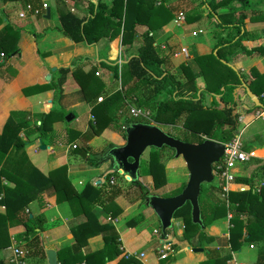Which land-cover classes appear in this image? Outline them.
<instances>
[{"label":"trees","instance_id":"trees-1","mask_svg":"<svg viewBox=\"0 0 264 264\" xmlns=\"http://www.w3.org/2000/svg\"><path fill=\"white\" fill-rule=\"evenodd\" d=\"M60 2H63V0H60ZM188 2L194 5L184 10L186 15H196L199 11V6L205 4L208 9L207 15L214 16L216 26L219 25L224 29L226 28V33H223L220 37L218 36L208 53L193 57V62L197 67L196 72H193L188 65L187 67H182L183 73L187 75L185 80L180 81L174 78L163 67L165 56L162 54L160 46L154 43L151 34L152 30L160 28L172 18L173 13L176 11L174 5H165L163 0L158 2L156 0H73L72 4L75 7L84 5L85 14L78 16L69 10H60L58 16L59 26L57 28L62 35L69 38L72 42H83L85 45L92 46L101 39L109 42L119 37L120 45L128 49L136 37V25H144L145 29L140 34V45L135 52L121 56L120 60L123 61L118 59L108 60L99 51L94 57H75L68 66L57 67L47 84L24 88L22 90L23 93H32L38 89H50L52 91L51 103L53 104L60 101L62 84L67 73H70L78 84V92L81 99L89 105L91 114V123L88 124L89 134L97 135L104 129L111 131L121 130L124 139L125 127L140 121L125 118V124H119L121 122L119 113L122 112L123 101L126 96L134 92L142 95L141 90L144 87H149L151 94L149 99L151 101L139 96L135 102L138 107H151L154 109V113L151 116L153 122L168 124L171 121L174 122L177 117L183 116L182 127L188 130L189 135H192L193 141H190L191 143H200L206 138L219 142L228 141L233 135L237 134L238 113H233L231 108L226 106V103L231 102L232 83L238 82L237 75H241L238 70L232 69L226 64L227 60L220 50L223 47H232L234 43L237 45L239 42L248 39L247 31L244 29L246 14L243 11L248 9L249 1L188 0ZM218 7L224 8L225 11L217 13L216 9ZM229 30H233V32ZM1 33H9L14 39H17L20 29H12L10 25L6 24L0 31V38ZM15 50L16 48L12 46L0 48V59H6ZM244 51H253L264 56V42ZM230 54H233V52ZM212 62H218L219 65H224L230 70V74L227 73L222 76L216 83L217 87L215 90H212L214 93H219V98L224 103L222 108L212 106L217 105L213 99L207 105L203 101L202 94L208 93L211 88L207 86L201 87L196 83L198 75L206 77L213 70ZM3 68L8 71L10 78L16 74L15 68L4 67V60L0 62V73ZM120 68L122 73L124 72L123 76L122 74L119 75ZM105 72H110L114 79L125 78L123 80L124 83L131 79L132 83L125 89H119L115 92L113 90L110 91L101 76H99L100 73ZM219 87L223 89L220 90ZM248 87L252 93L256 94L262 107H264V75L254 72ZM158 95L164 97L160 102L155 100ZM98 97H101V100L98 101ZM252 107L260 108L254 105ZM199 112L205 113L207 116L198 118L197 113ZM53 113V108L50 106L47 113L38 115V124L34 121L33 125L24 128L22 133L26 138L35 133L39 137L45 136L46 132L50 130L52 122H54V117H57L58 120V116ZM168 113L171 115V120H169V117L167 119L161 117ZM26 117L27 114L25 112H10L1 135L10 136L11 139L8 144L3 146L0 143V162L9 149L13 148V151L16 152L22 150L27 139L21 140L17 136L20 130L19 126L11 128L10 125H12L15 118L20 122L18 124L24 125V122L28 121ZM188 122L191 126L186 125ZM113 146L116 145L108 142L99 157H96V153H94L91 158H89L88 149H85L84 146L76 147L75 145L72 149L83 157L90 166L95 167L96 162L102 157H107L111 160L106 155V151ZM150 148L153 150L149 152L146 160L141 159L142 155L140 157L139 166L143 164V169L140 173L138 169L137 177L141 174L149 175L151 185L158 188L163 185L165 179L159 159L161 151L167 147ZM242 148L244 147L242 146ZM244 149L246 150V148ZM102 154L105 155L103 156ZM248 159H252L255 162L259 160L256 157H248ZM215 165L216 163L212 164V174L217 177V183L206 186L201 184L199 187L197 196L199 218L201 224L205 227L216 218L225 216L227 210L230 211L229 224L227 225L228 251L221 256L210 257L201 264H225V261L230 257L229 252L236 251L244 243L257 246L256 260H264V164L257 166V175L261 180V185L258 189L251 183V174H247L244 177L237 178V181L246 184V188L229 191L226 198L221 196L223 179L217 175ZM116 171L115 167L110 173L106 174L104 182L100 184L108 183V177L110 175L114 177ZM2 179L11 183V186L2 184ZM130 181L137 184L136 179ZM183 186L184 183L180 184L177 187V192L171 193L170 196L177 194ZM47 189H52L56 203L67 202L73 216H83L81 221L70 228L73 236L71 244L63 245L56 249L58 264H105L106 261L113 259L117 255H120V258L116 264H124L133 260L131 258H123L124 255L116 247L117 232L114 226L109 222L98 223L92 209L94 204L99 203L104 211L109 213L110 217H116L120 212V208L113 202V197L117 190L112 188L113 190L110 191L111 188H109L105 190L104 196H96L95 193L92 197L88 191L89 189H86L83 193L82 191L76 192L66 179L64 166H59L46 174H42L36 168H32L25 176L10 173L4 167L0 168V206L3 207L2 212H0V233H4V238H0V249L5 248L10 243L7 233L5 234L7 226L16 223L23 228L16 236V242L25 248L26 257L45 260L40 238V232L43 229V216H29V211L26 209L31 201H38L40 193ZM148 194L150 193L144 188L139 195L142 199H145ZM172 217L182 220V238L188 243L191 242L196 232H198V241L203 238L212 239L210 236L205 235L204 228L200 229L198 224L191 221L189 202L186 201L177 208L173 212ZM96 234L102 237V247L82 253L80 248L86 244V239ZM0 264H7V262L0 259Z\"/></svg>","mask_w":264,"mask_h":264},{"label":"crops","instance_id":"crops-1","mask_svg":"<svg viewBox=\"0 0 264 264\" xmlns=\"http://www.w3.org/2000/svg\"><path fill=\"white\" fill-rule=\"evenodd\" d=\"M172 1L173 0H164V4L172 5L176 0L173 2ZM250 1L251 0H249V2ZM48 2H50L54 8V18L57 19L56 22H49V19L51 18V12ZM72 2L73 0H63V2H60V0H0V28H3L4 25L7 24L10 25L12 29H20L19 37L17 39H14V37L9 33H1L2 35L0 38V48L10 46L16 48V50L6 59H0V62L4 60V67L9 66L16 69V74L12 78H10L8 74L5 73L6 69L4 68L0 73V135L2 134L10 112H25L27 114L26 118L28 119V121H25V124L22 125L18 124L20 122L15 118L12 122V125H10L11 128H16L19 126L20 130L17 136L21 140H27L23 145L22 150L16 152L13 151V148H11L8 152H6L3 160L0 162V168L4 167L10 173H14L19 176H25L31 171L32 168H36L42 174H46L48 171H51L59 166H64L66 179L74 191H82L83 193L86 191V189H89L88 191L91 197L94 196L95 193L96 196H104L105 188L102 184H100V181L97 180L98 177H101L99 175L103 170H101L102 168L98 169L96 167L97 165L95 167L90 166L87 161L83 159V157H81L78 153H75L71 144H74L72 142H74L77 137L74 138L73 141H70L71 155H69V152L66 150L68 145L65 149L60 150L62 147L60 139L63 135L61 131H63L65 135L68 134L65 128L66 126L61 123V120L52 122L50 130L46 132L45 136L43 135L44 137H39L35 133L26 138L22 133L23 129L33 125L34 121L36 124H38V115L40 113H47L49 107L52 105V91L50 89H38L35 92L24 94L22 91L24 88L34 85L47 84L57 67L68 66L75 57H94V54H97L99 51L100 53H103L108 60H120L121 56L123 57L126 56L127 53L135 52L136 48L140 45V34L145 29L144 25H136V37L128 49H125L120 45L119 37H116L109 42H107L105 39H101L92 46L85 45L83 42H72L66 37L65 38L67 40H65V38L63 39L62 33L57 29L59 26L58 16L60 10H69L72 13H77L79 16H82L84 13V5L73 7L74 5L72 6ZM42 4H45V7H42ZM251 6V8L256 9L253 11L252 15L247 13L248 9L243 11L246 14V18L244 19V29L249 31L247 33L248 39L243 41L246 44V46H244L245 49H249L256 44L264 42V12L262 11L264 9V0H255ZM258 8L261 10H258ZM46 9H48V16L46 15ZM216 11H218L217 13H221L224 12L225 9L218 7ZM183 13L184 11L182 14ZM183 17V20L176 24H182L185 20L187 22H191L198 18V14L186 15L184 13ZM44 20H48L47 24L44 22ZM48 27L50 29H48ZM257 28H260L261 30H257L255 32V29ZM169 31L170 30L166 25H162L160 28L152 30L151 34L153 36L154 43L156 44L155 40L157 36L163 37L164 39L171 38L170 35L174 32L170 31L169 33ZM198 32H200V30ZM176 33L178 34H175L176 36L173 38L177 41L176 43L178 44L179 48H185L186 55H183V57L186 58L187 56L186 60L191 61L192 64V59L195 55L204 54L209 50V46L207 48V46H203L201 43L196 45L193 44L190 46V48L189 46H184L182 43V32L178 31ZM193 35H196V32ZM253 53L256 52L251 51L247 53L249 61L246 63V52L244 50L240 51L238 55L233 57L235 62L232 64L234 69L239 71L242 80L249 81V83L253 78L254 72L264 75V56L258 57L256 55L259 54L253 55ZM51 67H54L55 69L52 71ZM245 73H248L247 78H244ZM47 75H49L48 80L45 78ZM60 100L62 103L66 102V110L84 102L89 113L90 123L91 114L89 105L81 99V96L78 92V84L72 78L70 73H67L62 84V97ZM250 118H243L242 123L247 122ZM71 119L72 117L70 120ZM85 131L86 130L78 134V132L74 130L72 135H77L78 138L83 141L84 148L90 151L91 149L89 142L95 135L87 134V131ZM99 134H101V132ZM111 135H114V133H110V137ZM10 139V136L1 135V145L3 146L8 144ZM53 140H55L54 142L58 146L57 150H53L51 147V141ZM119 144L120 142L116 143L115 145ZM40 145H44V148H40ZM251 154L256 155V158L259 159L258 162H255L253 165V168L257 167L259 164H264V152L260 155V151L256 150ZM114 168L115 165L112 162V164L108 165L106 170ZM232 175L234 180L229 185V189L231 191L233 189L242 190L246 188L245 183L237 181V178L244 177V175ZM147 177L149 180H151L149 175L145 176V178ZM122 180L126 179L122 178ZM2 184L11 186V183L7 182L5 179H2ZM160 189L162 188H157L152 192L155 195L161 196ZM115 190H117V193L113 197V202L120 208V212L116 217H110L109 213L105 212L99 203L94 204L92 209L98 223L109 222L114 226L117 232L116 247L121 252V254H135L134 257H123L124 259L135 258L131 261L125 262L124 264H201L210 257L218 255L221 256L228 251V220L226 221L224 219L223 224L221 221H218L219 219H215L211 224L204 227L205 235L210 236L212 238L211 240L203 238L198 241L197 235L196 238L193 237L191 242L188 243L182 238L181 227L177 228L173 237L170 235V232L164 231V233H161L157 241V243H160V248L157 249L158 245H156L155 253H151L149 251L145 253L142 248L147 244L148 238L150 236H148L149 234H147L144 229L146 224H150L149 226L154 225V223L151 222V214L153 211L149 213L144 209L146 212L145 217H147L145 218V222H142L143 219L139 218L138 216V222L135 220L126 222V220L121 219L120 216L125 214L127 210L129 213H131L132 210L134 213H137V210L139 209L138 204L139 201L141 202V197L140 199L135 198V200H129L125 202L123 200V194L120 187L115 188ZM2 210L3 207L0 206V212H2ZM26 210L29 211V216H43V229L40 232L41 244L44 250L52 249L55 251V253L56 249L60 246L71 244L73 236L70 232V228L83 219L82 215L73 216L71 214L69 205L66 201L56 203L55 195L52 189L42 191L40 193L39 200L31 201L27 205ZM152 215L155 216V214ZM107 216L110 217V221H107ZM180 223H182V220ZM22 230V226L16 223L7 226L5 234L7 233L10 240L8 246L16 242V236ZM151 232L155 233L157 232V229L154 227ZM0 238H4V233H0ZM162 244L167 245L168 249H161ZM102 245L103 240L101 235L96 234L88 237L86 239V244L81 247L80 250L82 253L92 251L101 248ZM134 245L136 247L132 248ZM248 245L249 244H247L245 249H243L241 246L236 251L229 252L230 257L225 261V264H227L228 260L231 258L235 259V261L241 264H264L263 259L256 260V256H252L250 253L251 248H249ZM8 246L0 249V259L5 262L9 256ZM193 247H200L202 250L194 252L192 250ZM162 252L166 254L164 258L159 257L160 253ZM238 253L249 256V260L245 262L241 259H238ZM119 258L120 255H117L113 259L106 261L105 264H116ZM43 262L47 264L46 260ZM41 263L42 262H38V264Z\"/></svg>","mask_w":264,"mask_h":264},{"label":"rangeland","instance_id":"rangeland-1","mask_svg":"<svg viewBox=\"0 0 264 264\" xmlns=\"http://www.w3.org/2000/svg\"><path fill=\"white\" fill-rule=\"evenodd\" d=\"M108 1V0H105ZM161 1V0H156V2ZM174 1V0H173ZM172 1V2H173ZM249 1V0H248ZM255 0H251L249 2L248 5V10L247 13H250L251 15L253 14V11H255L256 9L251 8L253 6H251L254 3ZM164 2V0H163ZM170 2V3H172ZM49 6H50V12H51V18L49 19V22H56L57 19L54 18V8L52 6V4L50 2ZM64 4V3H63ZM175 4V5H174ZM172 4L176 7V11L173 13V16L170 20H168L165 25L167 26V28L171 31L174 32L172 33L170 36L171 38L168 39H164L163 37H156V44H158L160 46V48L162 49V54H164L165 56V63L163 64V67L166 68L173 76L174 78L182 81L185 80L186 76L183 71H182V67L185 66L187 67L190 66L193 72H196V65L192 64L191 61L186 60L185 57H183V55H186V53H182L180 52V48L178 46V44L176 43L177 41L173 38L178 34L176 32L181 31L183 34V38H182V43L184 46H190L193 44H203V46H209V50L206 52L208 53L210 51V49L212 48L214 42L216 41V39L218 38V36H222L223 33H226V28H222L221 26L217 25L216 26V22H215V18L214 16L211 15H207L208 9L206 8L205 4H202L199 6V11H198V18L191 21V22H187L186 20L182 23V24H176L173 22V19L176 15V13L178 12H183L185 8H191L194 4H190L188 2V0H176L175 3ZM169 6H171V4H168ZM73 6V4H72ZM251 6V7H250ZM75 7V6H73ZM250 7V8H249ZM184 8V9H183ZM218 9V8H217ZM258 10H261L260 8H258ZM67 11V10H64ZM85 14V9L83 10ZM264 12V9L262 10ZM218 12V11H216ZM77 15V13H74ZM184 14V13H183ZM79 16V15H78ZM1 19V18H0ZM48 20H44V22L47 24ZM264 24V23H263ZM245 26V25H244ZM139 28V27H138ZM234 28V27H233ZM48 29H50L48 27ZM223 29V30H222ZM2 30V27L0 28V31ZM200 30V32H198ZM257 30H261L260 28L255 29V32ZM169 31V33H170ZM196 32V35L191 34V32ZM223 31V32H222ZM231 32H233V30H229ZM247 33L249 32L248 30H246ZM62 36V35H61ZM64 36V35H63ZM62 38L64 39L66 36H64ZM67 38V37H66ZM65 38V40H67ZM246 40V39H245ZM236 43H234V45L232 47H223L220 52L223 53L225 59L227 60V63L229 64H233L235 62V59L233 58L235 55H238L240 53V51L245 50L246 44L241 41L239 42L237 45H235ZM175 52H179L180 55H176L177 57H172L174 56L173 53ZM188 52V51H187ZM231 52H233V54H230ZM204 53V54H206ZM249 52H246V63H248L249 59H248V54ZM257 53H253V55H256ZM258 57L262 56V55H256ZM191 60V59H189ZM193 61V59H192ZM191 62V63H190ZM192 64V65H191ZM212 71L206 75V77L198 75L196 77V83H198L199 86L203 87V86H207L208 88H211V91H209L208 93H203V98H204V102L207 103V105H209V102L213 99L215 100V97L217 95H219V93H214L212 90H215V88L217 87L216 83L219 81L220 78H222V76L226 75L227 73L230 72V70L225 67L224 65H219L218 62H212ZM8 71H6L5 73H7ZM108 74V75H106ZM124 74V72L122 73V69L120 68L119 70V75ZM230 74V73H229ZM101 79L103 80V82L107 85L108 90H113L114 92L119 90V89H125L127 86H129L132 83V80H127L126 83L123 82V80L125 78L122 77V79L119 78H112L110 72L108 73H100ZM111 76V77H110ZM248 77V73H245L244 78ZM231 78V77H230ZM222 87H219V89H221ZM142 95H140V93L138 92H134L133 94H130L129 96H126L124 102V106L121 108L122 112L119 113V115H121V122L119 123L121 124H125V118L128 120H135V121H140V122H144V123H152L155 124L157 127H159L163 132H165L166 134L173 136L175 138H178L182 141H186V142H190L193 141V137L192 135L188 134V130H186L185 128L182 127V121H183V116H179L175 119L174 122H170L168 124H160V123H155L152 121V115L154 113V109L151 107H138L136 105V98H139V96H142V98L144 99H148L149 101H151L150 96V91H149V87H144L142 90ZM197 93V92H196ZM214 95V96H213ZM52 97V96H51ZM102 97V96H101ZM164 97L162 95H158V97L155 98V100L157 102L162 101ZM244 104H248L250 105V101L248 98H246L244 101ZM66 103V102H65ZM65 103H62L61 100L59 102H55L51 105V107L53 108V114H55L56 116H58V120H61V123H63L66 127V131L68 134L65 135V133L63 131L62 132V137L60 139V143L62 145V147L60 148V150H63L66 148L67 152H69L68 154L71 155V148H70V141H73L74 138L75 141L72 142L76 145V147L78 146H83V141L81 139L78 138L77 135H72L74 133V130H76L78 132V134L82 133L84 130L87 131V134L90 133V129L89 127L86 125L89 123V113L86 107V104L84 102L77 104L76 106L70 107L67 110L65 109ZM215 107H218V105H212ZM239 107V104L236 105V108ZM252 107V104H251ZM129 108H136L141 110L142 112L145 113V118H142L140 116L138 117H134L131 115ZM253 108V109H252ZM251 110L249 111H244L241 109H238L239 111H237L236 113H238V124H237V129H236V133L241 141V145L246 148L245 152H247L249 154V157H256V155L251 154L253 151H260V155L263 154L264 152V112L261 113V116H254V112L257 110V108L252 107ZM209 112V111H208ZM210 113V112H209ZM67 114H71L72 119L67 121L65 120V116ZM207 114V113H206ZM198 118L207 116L205 115V113H197ZM170 113L163 115L161 117H164L163 119H167L169 117V120H171L172 118H170ZM250 118L247 122L242 123L243 122V118ZM57 120V117H54V121ZM91 120V119H90ZM91 123V122H90ZM159 125V126H158ZM186 125H190V123H186ZM191 126V125H190ZM86 128V129H85ZM121 129V128H119ZM85 131V132H86ZM103 133L101 132V134H97L95 136H93V138L90 140L89 142V146H90V151H88L89 154V158H91L94 153L95 156L100 155L102 153V150L105 148V145L108 142H112L114 144L120 142L123 143L124 139L122 137V133L121 130H108V129H104L102 130ZM76 133V132H75ZM110 133H114V135H111L110 137ZM55 140L51 141V147L53 148V150H57L58 146L57 144L54 142ZM58 141V140H57ZM153 150L151 148H146L144 150V152L142 153V158L146 160L149 152ZM103 156L105 154H102ZM62 160V158H61ZM160 163L162 164L163 167V172H164V182L163 185L159 186L158 188H162L160 189L161 192V196L162 197H166V196H170L171 193L177 192V187H179L180 184L185 183L186 179H187V171L185 169V165L182 161V159L180 157H174V153L172 149L169 148H164L161 151V157L159 159ZM97 168H102L101 170L107 171L106 168L108 167L109 164H112V161L107 158V157H102L100 158L97 162ZM255 164L254 160H247L244 161L242 163L239 164H235L232 169H231V173L237 176H245L248 174H251V183L255 188H259L261 185V180L259 179L260 177L257 175L258 174V170L257 167L253 168V165ZM139 173L141 172V170L143 169V164H140L139 166ZM101 172V173H102ZM100 173V175H101ZM230 173V174H231ZM146 174H141L138 177L136 176V183L133 181H130L129 179H127L125 177V175L119 173L116 171V173L114 174V183L113 184H109V183H103L102 185L104 186L105 190L110 189L113 190L112 188H118L120 187V189L122 190V197L123 200L125 202L127 201H131V200H135V198H139L140 199V192L142 191V189L146 188L148 190V193L150 194H154L152 191L157 189L155 187H153L151 185V180H149V178H145ZM122 178H125L126 180H122ZM134 179V180H135ZM234 180V177H233ZM125 181V182H124ZM127 182V183H126ZM217 183V177L213 176V179L211 182L209 183H202V186H206L208 184H212L215 185ZM231 183V182H230ZM127 184V185H125ZM230 190V189H229ZM233 190H237V189H233ZM231 191V190H230ZM139 193V194H138ZM226 198V197H225ZM139 209L137 210V213H134V211L132 210L131 213L127 212L123 215L120 216L121 219H125L126 222L130 221V220H135L137 221V216L142 220V222H145V217L146 216V212L144 211L147 210V212L151 213L152 210L148 207V205L145 202V199L141 198V202L139 201ZM137 205V206H138ZM134 206V205H133ZM134 209V208H133ZM130 211V209H129ZM229 213L230 211H226V214ZM152 214H154L152 212ZM151 214V222L154 223V227L157 229V232L152 233V229L154 228L153 226H149L150 224H146L145 225V232L147 234H149L148 236H150L148 238V242L147 244L142 248L143 251H145V253H147V251L151 252V253H155V249H156V245H158L157 249L160 248V243H157L159 236L161 235V229H160V223L157 220V218ZM119 219V218H118ZM216 219H219L218 221H221V223L224 224V219L227 221L228 217L227 215L225 216H221L218 217ZM150 220V219H149ZM180 220V221H179ZM141 222V223H142ZM148 222V221H147ZM180 218H173L171 220V224L168 228L165 229V232H170V235L173 237L177 228H181L182 227V223ZM229 224V222H227ZM227 224V225H228ZM194 237V236H193ZM147 240V237H146ZM14 244L21 248H23L21 245H19L20 243L14 242ZM22 244V243H21ZM259 245V244H258ZM243 249H245L247 247V243H244L241 245ZM136 246L134 245L132 248H135ZM241 248V249H242ZM256 248L257 246H253V248H251L250 253L252 254V256H256ZM25 249V248H23ZM238 259H241L243 261H248L249 260V256L247 255H243L241 253H238L237 256ZM135 259V258H133ZM235 260V259H234ZM7 262V261H6ZM25 262L26 264H38V262H42L43 264H45L42 260H38L37 258H30V257H26L25 258ZM41 263V264H42Z\"/></svg>","mask_w":264,"mask_h":264},{"label":"water","instance_id":"water-1","mask_svg":"<svg viewBox=\"0 0 264 264\" xmlns=\"http://www.w3.org/2000/svg\"><path fill=\"white\" fill-rule=\"evenodd\" d=\"M46 15L48 16V9H46ZM226 64L234 69L231 64L227 62ZM54 69V67H51L52 71ZM45 78L48 80L49 75ZM237 78L238 82L232 83L231 102L226 103V106L230 107L233 113L239 111L238 109L249 110L251 106L243 102L248 98L250 104L255 107H262L256 94L250 91L248 87L249 81H243L239 75H237ZM215 101L218 108L224 107L219 95L215 97ZM236 103L239 104L237 108ZM70 118L71 114L65 116L67 121ZM163 146L172 149L174 157L182 159L187 171V179L177 194L166 197L148 194L145 197L146 204L157 217L162 233L170 226L173 212L186 201L190 204L191 221L198 224L200 229H203L204 226L199 218L197 196L200 185L209 183L213 179L212 164L217 162L222 154L223 145L221 142L207 138L200 143L186 142L166 134L155 124L134 122L125 127L123 143L109 148L106 151V155L111 158L119 173L125 175L127 179L134 180L137 176L139 160L144 150L150 147L161 148ZM40 148H44V145H40ZM96 157H99V155ZM197 235L198 232L195 233L194 237L196 238ZM192 250L197 252L202 249L193 247ZM44 254L47 264H58L54 250L46 249Z\"/></svg>","mask_w":264,"mask_h":264},{"label":"built area","instance_id":"built-area-1","mask_svg":"<svg viewBox=\"0 0 264 264\" xmlns=\"http://www.w3.org/2000/svg\"><path fill=\"white\" fill-rule=\"evenodd\" d=\"M42 7H45V4H42ZM21 15V14H20ZM183 14L182 12H178L177 15L174 17L173 21L174 23H178L181 22L183 20ZM195 32H192V34H194ZM180 52L182 53H186L185 48H180ZM179 52H175L173 53L174 56L178 55ZM97 100H101V97H98ZM129 111L131 113L132 116L134 117H142L145 118V113L142 112L139 109L136 108H129ZM264 112V107H260L259 109H257L254 112V116H261V113ZM223 145V150H222V154L219 157L218 161L215 162V170L218 173L217 175L223 179V186L221 187V196L226 197L228 192H229V185L232 183L233 181V175L230 172L231 168L235 165V164H239L242 163L244 161H246L249 157V154L247 152H245V150L242 148L241 145V141L238 137L237 134L233 135L232 138H230L228 141L225 142H221ZM72 148L75 146L74 144H71ZM113 169L104 171L101 173V177H98V181H100V183L104 182V178L106 177L107 173H110ZM231 173V174H230ZM107 182L109 184H113L114 183V178L112 175H110L107 179ZM231 182V183H230ZM227 217H230V214L227 213L226 214ZM107 221H110V217L107 216ZM249 248H252L253 245L249 244L248 245ZM9 249V256L7 258V264H26L25 262V258H26V250L17 246V244L15 245L14 243L10 244L8 246ZM161 249H168L167 245L162 244ZM135 254L134 253H125L124 257H134ZM166 256V254L164 252L160 253L159 257L160 258H164ZM227 264H241L237 261H235L233 258H231L230 260H228Z\"/></svg>","mask_w":264,"mask_h":264},{"label":"flooded vegetation","instance_id":"flooded-vegetation-1","mask_svg":"<svg viewBox=\"0 0 264 264\" xmlns=\"http://www.w3.org/2000/svg\"><path fill=\"white\" fill-rule=\"evenodd\" d=\"M236 105H238V104L236 103ZM250 106H251V104H250Z\"/></svg>","mask_w":264,"mask_h":264}]
</instances>
